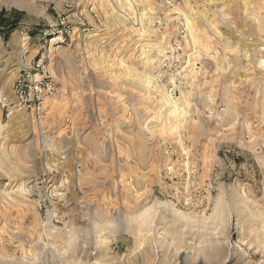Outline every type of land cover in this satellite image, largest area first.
<instances>
[{
  "label": "rangeland",
  "instance_id": "rangeland-1",
  "mask_svg": "<svg viewBox=\"0 0 264 264\" xmlns=\"http://www.w3.org/2000/svg\"><path fill=\"white\" fill-rule=\"evenodd\" d=\"M0 264H264V0H0Z\"/></svg>",
  "mask_w": 264,
  "mask_h": 264
},
{
  "label": "built area",
  "instance_id": "built-area-1",
  "mask_svg": "<svg viewBox=\"0 0 264 264\" xmlns=\"http://www.w3.org/2000/svg\"><path fill=\"white\" fill-rule=\"evenodd\" d=\"M18 89L22 100L25 102V107L33 116L38 119L41 118L49 83L44 78H37L30 71H27L23 81L18 84Z\"/></svg>",
  "mask_w": 264,
  "mask_h": 264
}]
</instances>
